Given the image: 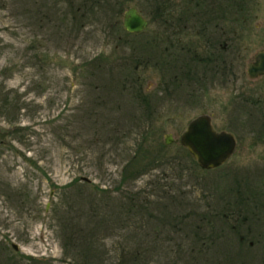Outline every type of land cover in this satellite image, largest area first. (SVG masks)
<instances>
[{
    "label": "rangeland",
    "instance_id": "1",
    "mask_svg": "<svg viewBox=\"0 0 264 264\" xmlns=\"http://www.w3.org/2000/svg\"><path fill=\"white\" fill-rule=\"evenodd\" d=\"M212 1L87 0L74 18L69 0H0V264H132L136 254L137 264H264V104L245 98L263 92L249 88H264V80L249 81L241 69L235 79L182 77L187 50L156 55L173 42L186 48L214 36L218 26L202 28ZM250 2L264 22V0ZM130 5L148 19L138 34L123 30ZM263 29L253 27V38ZM154 32L163 35L157 47L146 45ZM136 57L143 91L159 88L165 97L149 113L123 85ZM172 76L196 93H173ZM202 112L237 140L209 169L179 141ZM11 125L23 128L3 131ZM167 135L161 152L130 175L138 146ZM75 177L79 193L68 186ZM125 193L137 202L126 212Z\"/></svg>",
    "mask_w": 264,
    "mask_h": 264
},
{
    "label": "flooded vegetation",
    "instance_id": "2",
    "mask_svg": "<svg viewBox=\"0 0 264 264\" xmlns=\"http://www.w3.org/2000/svg\"><path fill=\"white\" fill-rule=\"evenodd\" d=\"M208 10L209 16L206 23H203L202 28L205 29V24H212L216 27L218 26L217 33L213 34L214 36L205 34L199 41L202 44L189 45L185 48L180 43L181 50L188 51L182 72L187 74H192L193 72L194 74H199L198 72H200L205 78L207 77V72H210L214 77L217 74H221L228 77L232 76L235 79L238 70L241 69L242 73L247 75L249 81H263L264 73L250 75L248 72V67L255 61L258 51L264 49V44H261L262 39H264V29L261 30L263 32V34H260L261 38H253L254 35H252L253 27L264 26V22L258 18L257 13H254L255 11H251L250 0H213ZM168 22L171 24V19ZM244 26L250 27L248 33L243 34V36H237V28H241L239 31L242 32L245 29ZM221 28H227L228 31L225 30L224 32V29L221 30ZM226 32H233V35H228L229 37H227ZM258 40L260 45L255 47L258 44ZM252 48L253 51L251 52ZM200 49L205 52H200ZM248 55L249 58L247 57ZM234 59L239 61L237 62ZM238 65L240 66L238 67ZM228 77L227 81H231V78ZM253 86L249 88L251 91L257 90L259 93L260 90H264L263 87L258 89L256 84H253ZM261 93H264V91L259 94L262 95ZM259 94L255 97L248 94L245 98L252 103H260L262 101L264 104V97L261 99Z\"/></svg>",
    "mask_w": 264,
    "mask_h": 264
},
{
    "label": "water",
    "instance_id": "3",
    "mask_svg": "<svg viewBox=\"0 0 264 264\" xmlns=\"http://www.w3.org/2000/svg\"><path fill=\"white\" fill-rule=\"evenodd\" d=\"M123 27L130 32H140L147 24L148 19L135 6H128L122 19ZM250 75L264 73V49L258 51L255 61L248 67ZM171 136L167 135L166 142ZM180 143L192 154L198 165L209 169L224 163L234 151L236 137L233 132L226 129H216L212 124L211 114L202 112L193 116L185 125L179 135ZM82 179L88 180L87 176ZM17 249L18 244L12 243Z\"/></svg>",
    "mask_w": 264,
    "mask_h": 264
},
{
    "label": "trees",
    "instance_id": "4",
    "mask_svg": "<svg viewBox=\"0 0 264 264\" xmlns=\"http://www.w3.org/2000/svg\"><path fill=\"white\" fill-rule=\"evenodd\" d=\"M69 2H70V4H71V10H70V12H71V15H73V17L75 18L76 17V15L77 14H79V15H81V14H83L84 13V11L82 12V11H80V10H78V9H80L81 7H86V6H88V5H91V3H87V0H84L83 2H81L80 4H78L77 6H75L73 3H72V1H70L69 0ZM73 8V9H72ZM159 8V10L157 11V13L159 14V15H163L164 16V18H166L167 16H166V10L164 9V7L163 6H161V8L160 7H158ZM80 12V13H79ZM77 13V14H76ZM63 17H64V19L66 18V16H64V14L62 15ZM167 19V18H166ZM123 30L126 32V33H129L128 31H126L124 28H123ZM138 33H140V32H137V33H135V32H133V34H138ZM168 35V34H167ZM152 37V39L151 40H149V41H147L146 42V45L147 44H151V46H154V47H157V43H159V39L158 38H161V41L163 40L162 38H163V35H162V33L161 32H154L153 33V35L151 36ZM165 37V36H164ZM156 39V40H155ZM154 40V41H153ZM164 41H166V43L168 44V42H167V39H166V37L164 38ZM149 44V45H150ZM167 47H168V50L170 49V47L173 49V53H174V51L175 50H181V45H180V43H177V42H173V43H171L170 45H166L164 48H159V49H161V51L160 52H158L156 55L159 57V58H162V56H163V53L165 52V50L167 49ZM134 59V63H133V72H134V74L132 75L133 77H135V79L132 77V76H127L128 78L129 77H131V79H129V84H127L126 85V83H123V85L126 87V88H132V90L130 91V96L134 99V100H136L137 102H139V103H142V105H145V108H146V113H149V111H150V108L154 105V100H157L158 102L159 101H161L162 99H164L165 100V97H163V96H161V94H160V96H159V92H158V90H160V91H162V89H159L158 88V90L156 91V93H153V94H150L149 92H145V91H143V88H142V82H141V80H140V75H138L137 74V76H135V73L136 72H138L137 71V69H139V67H140V65H139V60H138V58L136 57V58H133ZM165 59V58H164ZM176 59H178V58H176ZM146 60H148V57H147V59ZM99 61H100V59H99ZM106 66H107V69L109 70L110 69V71L113 69L112 68V62L111 61H109L108 59H106ZM171 61L172 60H170L169 62L171 63ZM164 62L165 63H163L164 64V67L165 66H167V64H166V61L164 60ZM163 64H162V66H163ZM124 70H126V67H123V71ZM173 71V70H172ZM175 71H177V70H175ZM174 71V72H175ZM118 72H120V71H118ZM139 73V72H138ZM173 73V72H172ZM182 73V77H184V76H189V78H193V76H195V74L194 73H192V74H187V73H184V72H181ZM140 74V73H139ZM196 76H199L198 74H196ZM188 78V79H189ZM171 80L174 82V84H173V86H172V92L174 93H177V92H179L178 90L179 89H182V90H184L185 88L184 87H182V84H181V82L180 83H178L177 82V78L176 77H174V76H172L171 77ZM123 82V81H122ZM161 83V82H160ZM131 84V85H130ZM159 87H161V88H164L165 89V93L167 94V93H169V88L167 89V88H165V86H164V83L163 84H160L159 85ZM181 90V91H182ZM195 90V91H194ZM196 90L197 89H188V90H186L185 89V91L186 92H191L192 91V93L194 94V93H196ZM190 95V94H189ZM153 104V105H152ZM147 109H149V110H147ZM20 128H23L22 126H19V125H11V126H9V127H7V128H3V131L4 132H6L7 131V133L9 132L10 134L11 133H14V132H16V130H19ZM2 129V128H1ZM155 134V133H154ZM142 138H143V140H145L146 139V136L145 135H143L142 136ZM154 138H156V135H154L153 136V140L155 141L156 139H154ZM167 143H166V141H159V142H157V143H154L153 141H146L145 142V144L142 142L139 146H138V148H137V150L139 149L141 152H139V154L140 155H137V157L136 156H132L129 160H128V162H127V166H126V168L127 167H132V168H130L129 169V174L130 175H132V176H134L136 173H139V172H141L142 171V169H145V167H147L148 166V164H149V159L150 158H152L151 157V153L152 152H154V151H156L155 153H160L161 152V150H162V148L166 145ZM136 158H138L139 159V161H141V164H140V166H137L136 165V163H138L137 162V160H136ZM126 177V173L123 175V178H125ZM78 180V178L77 177H75L71 182H69L68 183V186H74L75 187V184H76V181ZM87 181H89V180H84V182L82 183V185L81 186H85L86 184H87ZM76 188V191H77V193H79L80 192V190L81 189H78V188H81V187H79L78 186V188L77 187H75ZM104 192H106V191H104ZM126 198H124L125 200H123V201H126V203H130L129 205H127V207H125L124 209H123V211H129L133 206H136L137 205V202H136V200L133 198L134 196H133V194H127V193H125V194H123ZM134 199V200H133ZM237 220H239L240 221V223L241 224H243V222H245V220H246V217L244 216V217H239ZM67 225V224H66ZM68 225H67V230H68ZM69 231V230H68ZM70 232V231H69ZM239 239H240V241L241 240H243V236L242 235H240L239 236ZM87 251L88 252H90L91 251V247H90V245H89V247L87 248ZM136 259H137V254L136 255H133L132 256V259H131V262H132V264H137V262H136ZM77 264V263H76Z\"/></svg>",
    "mask_w": 264,
    "mask_h": 264
}]
</instances>
